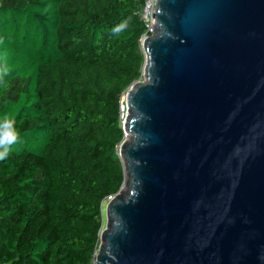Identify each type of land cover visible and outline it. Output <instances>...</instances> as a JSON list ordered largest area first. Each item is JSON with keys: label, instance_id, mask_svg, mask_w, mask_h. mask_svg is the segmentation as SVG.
<instances>
[{"label": "water", "instance_id": "1", "mask_svg": "<svg viewBox=\"0 0 264 264\" xmlns=\"http://www.w3.org/2000/svg\"><path fill=\"white\" fill-rule=\"evenodd\" d=\"M152 19L95 264H264V0H157Z\"/></svg>", "mask_w": 264, "mask_h": 264}, {"label": "trees", "instance_id": "2", "mask_svg": "<svg viewBox=\"0 0 264 264\" xmlns=\"http://www.w3.org/2000/svg\"><path fill=\"white\" fill-rule=\"evenodd\" d=\"M144 0H0V264H93L118 193L121 95L141 79ZM125 25L118 33L113 30Z\"/></svg>", "mask_w": 264, "mask_h": 264}, {"label": "built area", "instance_id": "3", "mask_svg": "<svg viewBox=\"0 0 264 264\" xmlns=\"http://www.w3.org/2000/svg\"><path fill=\"white\" fill-rule=\"evenodd\" d=\"M156 2H157V0H144L142 8L139 12V18L141 19V21L143 22V24L145 26V31L143 32V34L140 36V38L138 40L139 46H140L143 53H144V51H143L144 42L149 37L153 36V29H154L155 20L152 19V14L153 15L155 14ZM124 97H125V93L121 95L120 108H119V121H120L121 127L123 126V123H124L125 117H126V108L124 106ZM101 209H102V213H103V203L101 204ZM96 255H97V251L95 252V255H94L95 258H96ZM95 258L93 259V264H95Z\"/></svg>", "mask_w": 264, "mask_h": 264}, {"label": "clouds", "instance_id": "4", "mask_svg": "<svg viewBox=\"0 0 264 264\" xmlns=\"http://www.w3.org/2000/svg\"><path fill=\"white\" fill-rule=\"evenodd\" d=\"M125 25H120L114 29L119 32ZM9 74V69L5 66L0 68V83H3L4 77ZM14 121L7 116L0 122V159H4L9 151L10 146L18 139V133L14 130Z\"/></svg>", "mask_w": 264, "mask_h": 264}, {"label": "rangeland", "instance_id": "5", "mask_svg": "<svg viewBox=\"0 0 264 264\" xmlns=\"http://www.w3.org/2000/svg\"><path fill=\"white\" fill-rule=\"evenodd\" d=\"M144 56H145V54H144ZM144 80H145V76L142 75L141 79L139 81L143 82ZM126 115H127V113H126ZM125 119H126V117H125ZM106 202L107 201L103 202V228H104V225H105V205H106ZM98 246H99V244H98Z\"/></svg>", "mask_w": 264, "mask_h": 264}, {"label": "bare ground", "instance_id": "6", "mask_svg": "<svg viewBox=\"0 0 264 264\" xmlns=\"http://www.w3.org/2000/svg\"><path fill=\"white\" fill-rule=\"evenodd\" d=\"M124 188V187H123Z\"/></svg>", "mask_w": 264, "mask_h": 264}]
</instances>
